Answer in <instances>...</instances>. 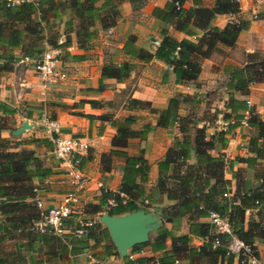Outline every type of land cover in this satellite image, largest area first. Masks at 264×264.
<instances>
[{"label":"trees","instance_id":"trees-1","mask_svg":"<svg viewBox=\"0 0 264 264\" xmlns=\"http://www.w3.org/2000/svg\"><path fill=\"white\" fill-rule=\"evenodd\" d=\"M125 1L138 8L144 0H23L13 5L0 0V77L11 71L19 59L36 60L47 48H58L60 59L64 56L73 61L82 60L83 55L69 54L66 50L72 39L78 49H87L99 30L115 25L119 5ZM174 1L181 6L184 2L167 0L163 7H154L151 16L173 25L175 30L186 35L199 30L202 33L198 37L177 40L161 28L154 49L137 47L134 36L130 35L123 42L121 52L129 59L146 62L154 58L163 62L170 68L175 83H195L202 60L217 51L218 44L233 46L246 24L238 19L221 28L211 24L216 15L237 14L239 3L236 0H212L211 6L193 0V7L185 10L182 7L176 9ZM62 15L64 20L59 30L57 22L62 20ZM13 49L19 50L18 55L13 54ZM245 58L241 66H231L227 72L224 86L228 94L223 102L226 110L221 112L224 119L230 116L241 118L247 113L246 125L252 127L254 133L247 139L249 155L246 156L224 158L222 149L227 145V135L233 126L225 131L207 133L204 125L197 126L199 120L193 115H180L181 103L198 104L193 95L176 93L167 99L163 108H155L144 100L126 99L127 110L146 111L154 117V124L141 122L135 126L138 116L129 113L121 117L108 112L98 115L79 113L89 124L94 120L107 122L114 130L109 141L110 149L99 155L100 168L110 171L113 158L122 160L116 189L100 188L94 201L84 204L82 213L91 217L102 211L108 215H120L153 209L160 210L163 219L168 218L169 227L161 222L146 242L130 248V252L148 248L158 255L133 259L126 255L124 264H180L181 261L186 264H234L235 256L226 254L225 236L220 237L217 245L211 243L214 236L211 227L201 220L210 209L227 218L233 232L253 247L255 255L258 256L256 242L264 247V120L244 98L235 96H245L251 84L264 82V52L246 53ZM129 59L102 63L96 87L89 91H102L107 78L117 82L127 78L132 69ZM79 102L91 107L102 106L97 100ZM61 106L66 107L64 103ZM17 113L18 106L0 100V131L7 129L5 120L12 119ZM25 117L29 118L30 113H25ZM49 117L53 118L50 114ZM174 124H177L179 136L173 137L162 159L157 161L155 183L146 189L148 162L141 149L136 153L126 151L129 140L143 141L155 126L167 128ZM30 142L45 152L52 149L48 137L32 138ZM9 147V140L0 136V239L11 236V230L17 229L28 244L36 240L41 248L47 247V260L52 261L51 264H61L64 256H73L85 249L95 258L94 264H105L103 257L117 255L113 243H106L111 242L107 228L97 220H86L71 213L63 220L67 231L61 235L53 234L50 229H35L39 211L33 208L37 200L35 191L39 187L33 180L40 184L56 171L45 165L34 149L13 151L8 150ZM191 156L193 161L188 162ZM90 158L88 153L80 155L79 167ZM235 162L245 164L252 172L251 177L240 180V168L232 169ZM225 172L230 173L231 179L224 177ZM231 180H234L233 192L223 197L222 194L231 189ZM162 197L168 203L159 206ZM25 198L30 200L25 201ZM108 199H112V206L107 205ZM182 217L186 218L187 231L178 233ZM78 221H89L90 224L81 226ZM77 228H82L83 233H74ZM194 237L208 238L199 245H192ZM166 240H169L168 246ZM68 264H75L74 260L69 258Z\"/></svg>","mask_w":264,"mask_h":264},{"label":"crops","instance_id":"crops-1","mask_svg":"<svg viewBox=\"0 0 264 264\" xmlns=\"http://www.w3.org/2000/svg\"><path fill=\"white\" fill-rule=\"evenodd\" d=\"M166 1L144 0L138 8H133L130 2H122L119 5V16L115 25L108 28L109 32L107 31L108 29L103 31L99 30L97 37L87 49H78L74 39H72L71 45L66 50L69 54L83 55L84 58L79 61H73L69 57L65 58L62 56L58 68L61 69L60 66L66 67L69 73L67 75L64 72L67 82H65L66 80L64 81L63 87L56 86V84H43L36 75L33 64L30 61H20V59L14 63L11 71L0 77V100L19 107V113L13 116L15 124H13L11 130L19 127L24 119H27L31 123L30 129L28 128L29 132L21 135L29 136L26 139L12 135L11 130L9 131L10 137H8L6 130L0 131V136L9 140L10 147L8 150L18 151L20 148L34 149L35 155L42 157L44 164L51 166L56 171L51 176L45 178L40 184L37 180H33V183L39 187L35 191V199L41 202L43 208L57 205L62 195L74 186L72 179L64 173V168L60 166L59 161L52 153V149L45 152L42 147H35L30 142L32 138L47 137L46 133H37L35 130L38 124L36 120L32 119L35 116V111H37L36 116H38V112L46 109L53 116L52 119L56 120L59 133L86 138L88 148L81 155L88 153L91 158L90 160H86L80 169L87 176L88 182L80 191L77 202L73 204L72 214L77 217L87 218L86 220L92 219L99 221L98 217L105 211L98 213L99 215L96 214L90 217L82 213V208L85 203L94 201L99 195L100 188L112 191L116 189L120 180L122 160L120 158H113V167L110 171H103L100 168L99 155L110 149L109 141L114 130L107 122L94 120L89 124L88 120L79 113L98 115L103 112H108L112 113L114 117H121L129 113L138 116V114H141L139 113L141 112L140 110L126 109L125 104L127 98L148 101L155 108H163L166 105L167 99L176 93L193 95L199 101L197 105H201L203 96L213 92H215L214 94H219L220 102L218 108L224 111L226 109L223 106V102L227 97V90L224 84L216 88L215 85L213 86V81L218 75H222L226 81L227 72L230 67L241 66L245 62L246 58L242 62H238L233 59L232 55L236 57L241 52L245 56L246 53L253 51H264V0H239V12L237 14L216 15L212 19L211 24L221 28L229 20L238 19L246 24L245 28L239 32L233 46L229 47L218 44V50L212 52L208 58L202 60L195 83H175L170 68L157 59L152 58L149 61L142 62L124 56L121 52V47L130 35L134 36V44L137 47L152 50L154 49L153 41L159 39L158 34L161 28H165L168 34L177 40L182 38L194 40L195 37H198L202 33L196 30L194 34L186 35L181 31L175 30L173 25L165 24L151 16L152 9L154 7H163ZM200 1L204 6L212 5V0ZM193 5V0H184L181 7L185 10L193 7ZM255 12L259 16L257 21L251 20L249 16L252 13L255 14ZM61 19L64 20V15L61 16ZM253 36H256L254 37L256 38L255 40H253ZM12 52L18 55L19 50L13 49ZM123 59H129L132 62V69L127 78L120 82L112 78H107L104 80L106 86L102 91H89V89L96 87L102 63L108 61L118 63ZM51 90L54 92H63V94L66 93L67 95L64 97H59L61 95L54 97ZM122 91L125 92V97L120 103L121 113L118 115L112 109L111 100H113L116 94H120ZM235 96L244 98L248 105L252 106L260 118L264 120V82L251 84L245 96L237 94ZM90 99L99 101L102 103V106L91 107L88 103L79 102L80 100ZM63 103L66 105L64 108L61 106ZM25 113H30V117H25ZM145 113L147 112L145 111ZM148 115L150 116L148 120L141 122L154 124V117L151 114ZM197 119L199 120L197 126L204 125L207 133L213 132L209 127H206L204 118L197 117ZM138 120H140L139 117L136 123ZM253 133L254 129L247 125L231 129L227 135V145L222 149L224 158L232 159L235 156L249 155L246 142L248 137ZM11 135L15 138L12 139ZM174 136H179L177 124L167 128L155 126L143 141L138 139L129 140V146L126 148V151L128 153H136L141 149L143 157L148 162L146 189H150L155 183L157 176L156 163L162 159L164 152L171 144ZM192 161L193 157L191 156L188 162ZM236 168L245 169L247 173L248 171L251 172V170L246 169L243 163L235 162L232 169ZM224 177L231 179L229 172H225ZM98 185L100 186L98 187ZM231 188L234 189V180H231ZM29 200V198H25V201ZM163 200L162 197L161 201ZM33 209L38 211L36 205H34ZM147 211L155 215L158 223L161 224L160 210L149 209ZM158 212L160 213L157 214ZM201 220L206 221L205 218ZM165 223H168V218L165 219ZM154 231L155 229L153 228L148 232V238L150 237V232L154 233ZM186 231V218L182 217L178 233H185ZM11 233V236L0 239V264L53 263L47 260L49 257L47 247L41 248L40 243L36 240L28 244L22 232L17 229L11 230ZM199 239L192 238L191 244L199 245ZM111 242L107 241L106 243L110 244ZM166 245H169V240H166ZM129 250H127L126 255L130 254L134 258L145 256L155 257L158 255V253H153L148 248L141 249L137 252H129ZM123 257L117 252V255L103 257L102 262L105 264L123 263ZM69 258L73 259L75 264L96 263L95 258L86 249L73 256H64L61 259V264H68ZM180 264H186V262L181 261Z\"/></svg>","mask_w":264,"mask_h":264},{"label":"built area","instance_id":"built-area-1","mask_svg":"<svg viewBox=\"0 0 264 264\" xmlns=\"http://www.w3.org/2000/svg\"><path fill=\"white\" fill-rule=\"evenodd\" d=\"M7 4L13 5L23 0H6ZM239 2V0H236ZM176 9L181 7L177 2H173ZM229 20L228 22H230ZM109 32V29L107 30ZM158 45V39L153 41V46ZM20 61H30L33 64V69L43 84L52 83L56 80L65 78V73L58 68L60 62V50L58 48L45 49L40 57L36 60L23 57ZM248 104V103H247ZM247 113L245 112L241 118L230 116L223 118L222 112H218L214 118V131H225L231 126L233 128L246 125ZM44 127L47 137L52 143V153L59 161L61 167L64 168V173L72 179L73 188L66 191L57 205L43 208L41 202L36 200L35 205L39 211V219L34 223V228L40 231L50 229L55 235H61L67 231L63 224V220L72 213L73 204L77 202L80 191L88 182L87 176L79 167V156L86 152L88 148L86 138L62 134L58 131L56 120L48 117L45 112H42L39 120ZM54 133V137L52 136ZM100 185H98L99 187ZM233 189L222 194L223 197H228L232 194ZM120 195H122L120 193ZM107 205L112 206V199L107 200ZM247 213V211H245ZM206 222L210 225L214 236L211 239L212 245H217L221 236H225L226 254L235 256L234 264H264L259 255L254 254V249L250 244L245 243L233 232L227 218L221 216L215 210H208L205 216ZM81 226L89 225V221H78ZM76 234H82L83 229L77 228L73 230ZM208 237L200 238L201 241H206ZM129 259H133L132 255L128 254ZM177 262V260H175ZM107 264H124V263H107ZM157 264V262H155Z\"/></svg>","mask_w":264,"mask_h":264},{"label":"rangeland","instance_id":"rangeland-1","mask_svg":"<svg viewBox=\"0 0 264 264\" xmlns=\"http://www.w3.org/2000/svg\"><path fill=\"white\" fill-rule=\"evenodd\" d=\"M257 15H258L257 12H255V14L252 13L249 16H250V19L251 20L257 21L258 20V17H259ZM62 21L63 20L57 22V28L59 30L62 29ZM254 37H256V36H253V40L256 39ZM61 39H62V37L59 38V40H61ZM232 57H233V59H235V61H238V62H242V60H244V58H245L244 54L243 53L241 54V52L236 57H234L233 55H232ZM60 67L62 69V70L60 69L61 71L65 72L67 75L69 74L68 71H67V69H66V67H62V66H60ZM64 81L67 82V78H64L62 80L59 79V80H56L55 82L47 83L45 85H48V84H51V85L52 84H56V86L63 87V85L65 83ZM62 82H63V84H62ZM224 82H225V78L222 75H218L217 78H215V80L213 81V86L215 85L216 88H219V86L220 87L223 86ZM124 93L125 92L122 91L120 94H116L113 97V100H111V102H112V109H114V113H116L118 115H119V113H121L120 103H121V101L124 100V97H125V94ZM214 93L215 92L205 94L203 96V98H202V104L201 105L200 104L199 105H197V104L191 105L188 102H184L183 104L179 105V110L178 111H179L180 115H183V116L185 115L186 116L188 114H191V115H193V117L195 119H197V117L198 118H204L205 119V122H206V127L207 128L209 127L212 131H214V127H215L214 117H215V115L218 112L221 111V108H218V104L220 102L219 94L217 95V94H214ZM52 95L54 97H57L58 95H61L59 97H64L67 94L66 93L63 94V92L60 93V92H56V91L54 92V91H52ZM140 111L141 112H139V113H141V114H138V117H139L140 120H138V122L135 124V126H139V123L141 121H143V120L147 121L148 120V117H150L148 115V113H145L144 110H140ZM42 112H45V114L49 117V112L45 109L43 111L38 112V114H39L38 116H36L37 111H35V116L32 118L33 120H36L38 122L37 126L35 127V130H36L37 133H41V132L46 133L45 130H44V127L42 126L41 122L39 121L40 120V115H41ZM13 122H14L13 118L12 119H7L4 122L5 123V127L7 128L6 129V132L8 133V137H10V134H9V131L10 130L9 129L11 127H13V124H15V122L14 123ZM29 129L23 130L17 136L18 137H23L22 139H26L29 136H21V135H24V133H28L29 132ZM11 138L14 139L15 137L12 136ZM12 141H14V140H12ZM251 174H252V172H250V171H248V173H247V171L245 169H240V174H239L240 177L239 178H240V180H242L244 178H250L251 177ZM165 203H166V201H164V200L163 201H159V206H162ZM160 218H161V222L165 223V219H163L161 213H160ZM165 224L168 226V223H165ZM149 235L150 236L153 235V232H150ZM258 246H261V247H258ZM256 250L258 252V255H259L261 261H264V247L260 243H258V242H256ZM129 252H130V250H129Z\"/></svg>","mask_w":264,"mask_h":264},{"label":"water","instance_id":"water-1","mask_svg":"<svg viewBox=\"0 0 264 264\" xmlns=\"http://www.w3.org/2000/svg\"><path fill=\"white\" fill-rule=\"evenodd\" d=\"M30 127L31 123L24 119L19 127L11 130V134L19 135ZM52 136L54 137V133ZM98 220L107 228L110 240L120 256H125L133 245L146 242L148 232L159 226L157 217L142 209L120 215H108L107 212H103Z\"/></svg>","mask_w":264,"mask_h":264}]
</instances>
